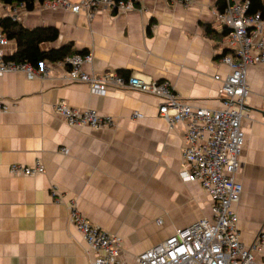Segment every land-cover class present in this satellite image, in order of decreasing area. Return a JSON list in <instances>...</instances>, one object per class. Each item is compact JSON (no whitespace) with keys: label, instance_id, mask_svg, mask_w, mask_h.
<instances>
[{"label":"crops","instance_id":"obj_1","mask_svg":"<svg viewBox=\"0 0 264 264\" xmlns=\"http://www.w3.org/2000/svg\"><path fill=\"white\" fill-rule=\"evenodd\" d=\"M219 5L220 0H190L186 7L177 0H145L134 11L102 10L89 17L39 6L13 14L15 7L0 3V18L15 16L28 29L54 28L57 39L42 48L68 45L70 55H91V64L81 68L88 75L109 71L166 82L183 101L219 110L214 77L230 72L221 62L229 53L226 29L215 16ZM14 51L8 41L4 58ZM43 62L45 78L0 77V102L9 107L0 112V264H92L99 253L70 224L71 202L90 223L120 239L118 259L124 264H136L139 254L176 230L211 216L208 195L179 176L185 126L160 118L158 99L130 90L90 94L87 85L67 79L68 67ZM246 84L244 145L235 175L242 193L233 210L241 242L251 246L264 235V65L247 69ZM60 101L111 117L115 125L71 128L54 112ZM134 113L141 118L133 119ZM36 160L44 173L9 172L13 164L32 166ZM254 255L253 264H261L263 254Z\"/></svg>","mask_w":264,"mask_h":264},{"label":"built area","instance_id":"obj_2","mask_svg":"<svg viewBox=\"0 0 264 264\" xmlns=\"http://www.w3.org/2000/svg\"><path fill=\"white\" fill-rule=\"evenodd\" d=\"M145 0H45L39 7L48 11L64 10L85 12L89 17L107 10L111 13L136 10ZM223 9L215 13L227 30L223 45L231 53L221 62L230 72L225 77L215 76L220 83L218 90L222 109L210 110L183 101L166 82L150 78L130 76L124 78L113 72L88 75L82 71L84 64H91L92 56L71 55L56 61L58 67H68L67 79L73 84H85L89 93L104 96L109 90H130L150 95L159 100L158 116L170 126L184 124L183 170L179 173L184 182L196 183L208 195L211 216L175 233L135 258L136 264H253L255 253H262L264 264V235L251 246L240 239L238 217L233 206L239 202L242 185L235 177L240 169L239 156L244 145L241 129L245 101L248 96L247 69L264 65V19L259 13L247 15L248 2L222 0ZM188 6L190 0H177ZM17 8L13 9V14ZM15 19V16H11ZM8 43L0 29V77L20 73L27 79L45 78L48 68L43 62L37 67L30 63L5 60L3 47ZM9 107L0 102V112ZM56 115L62 117L71 128L92 130L111 129L115 123L111 117L101 116L92 110H78L60 101L54 106ZM132 118H141L134 113ZM62 153H66L61 150ZM39 160L32 166L13 164L9 172L14 176L32 177L44 173ZM54 197V190L51 192ZM59 200V199H58ZM68 220L81 234L85 244L99 253L92 264H124L118 259L120 239L90 223L77 209L74 202L68 207Z\"/></svg>","mask_w":264,"mask_h":264},{"label":"trees","instance_id":"obj_3","mask_svg":"<svg viewBox=\"0 0 264 264\" xmlns=\"http://www.w3.org/2000/svg\"><path fill=\"white\" fill-rule=\"evenodd\" d=\"M45 0H0L2 5L8 7L23 6L26 12L33 11L37 6L42 5ZM248 2L246 14L253 15L259 13L264 19V0H242ZM219 11L223 9V1L220 0ZM0 29L8 41L14 42L15 51L5 60L20 63H30L37 67L43 61L56 62L71 56L70 47L64 46L59 49L42 48L44 44L54 42L57 31L54 28L28 29L12 17L0 18ZM227 33V30L224 34ZM227 53H231L227 50Z\"/></svg>","mask_w":264,"mask_h":264}]
</instances>
